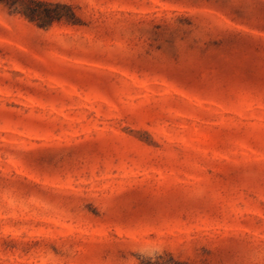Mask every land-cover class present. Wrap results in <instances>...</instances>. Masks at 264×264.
Wrapping results in <instances>:
<instances>
[{
  "label": "rangeland",
  "instance_id": "obj_1",
  "mask_svg": "<svg viewBox=\"0 0 264 264\" xmlns=\"http://www.w3.org/2000/svg\"><path fill=\"white\" fill-rule=\"evenodd\" d=\"M264 264V0H0V264Z\"/></svg>",
  "mask_w": 264,
  "mask_h": 264
},
{
  "label": "trees",
  "instance_id": "obj_2",
  "mask_svg": "<svg viewBox=\"0 0 264 264\" xmlns=\"http://www.w3.org/2000/svg\"><path fill=\"white\" fill-rule=\"evenodd\" d=\"M142 264H182L180 262H177L173 259L170 260H163L161 258H157L156 260L148 259L146 261H143Z\"/></svg>",
  "mask_w": 264,
  "mask_h": 264
}]
</instances>
